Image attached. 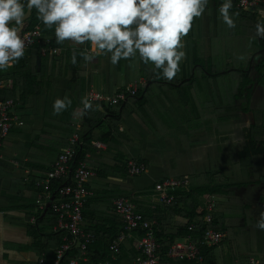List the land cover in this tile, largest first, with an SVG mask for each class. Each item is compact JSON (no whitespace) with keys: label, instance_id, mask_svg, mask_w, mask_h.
I'll return each mask as SVG.
<instances>
[{"label":"crops","instance_id":"1","mask_svg":"<svg viewBox=\"0 0 264 264\" xmlns=\"http://www.w3.org/2000/svg\"><path fill=\"white\" fill-rule=\"evenodd\" d=\"M219 4L220 0H209L203 16L194 19L191 31L186 37L182 38L185 43L184 51L186 54L188 51H194V49L200 47L210 57V54L214 50H218L216 46L230 44V40L228 39L230 35H233L235 32H242L241 29L240 31L237 30L240 26L242 29H245L242 25H239L237 28L229 29L231 32L223 31L225 28L221 22L222 19L218 18ZM258 9H264V0L259 7L248 12L256 15V23L258 21L264 22V17L258 15ZM216 19H218L217 31L211 34L207 31L206 25L209 23L210 27L213 28ZM251 30L256 32L255 26H252ZM42 40H45V38ZM47 41L50 43V40ZM262 42L264 43V40L256 38V47L258 49L256 52L258 55L256 61L258 58H261L259 63L256 64V67L264 61ZM259 44H262L261 48H259ZM70 46L72 51L75 50L76 52L85 49V45L70 43ZM89 54L92 53L89 51ZM53 56L54 54L47 56L42 54V58L36 53L33 47L26 51L24 57L32 62L34 61L35 64L29 66L30 72L35 74V71L39 73L44 71L45 85H43L45 87L43 89H36L35 91L32 88L28 89V97L23 102L19 101V105L16 108V114L22 122V125L14 127L9 137L0 146V264H38L41 256L45 254L42 252L43 247L41 246V242L53 240L54 243L56 241L54 234H57L55 232L57 224H51L54 222V216L49 215L50 211L53 213L51 209L53 201L51 200L42 205L39 203L41 192L37 193L36 185L32 184L31 176H34V173H31L27 168L30 160L27 153H25L26 150L18 147L19 144L27 142L26 138L28 136L40 135L41 132L34 130L36 123L34 121L40 114L50 112L49 110L52 109V104L56 99L54 91L56 83L54 79L60 77L53 74ZM132 60L135 61L132 63V67L136 71L132 70L134 76L131 78L133 81L129 85L139 81L145 83L147 86V80L142 78L139 73L141 61L138 57ZM12 68L1 72L0 76L3 75L6 77L7 74L11 73ZM84 70L87 74L88 86L83 94L82 100H87V94L92 88L111 95V86L108 84L111 79L108 57H104L103 55L95 56L93 61H86ZM189 72V69L185 70L181 67V71L177 74V77H184ZM194 72L196 73V70H193ZM198 76L200 82L202 81V77L204 82L203 85H200V90L193 84L187 86L188 91L193 93L196 103L190 101L189 107H191V110L189 113L181 108L180 105L176 106L179 109V116L168 119L170 123H175V126H182V124L189 126L188 136L186 137L185 133H183L186 143L183 146L178 145V157H176L177 159H172L170 163L171 168H169L170 172L167 171L168 167H166L165 162L157 159L154 168L157 171L158 181L151 187L144 188L141 185H136L134 180L132 181L133 192L130 194L131 200L134 198L142 202L144 205L141 203L140 207L147 208L148 210L150 204L152 205H150L152 210H157L159 206H169L156 201L155 186L163 182L161 180L164 178H187L189 180L188 186L178 190L174 194L175 200L172 204H176L170 207L172 209L170 210L168 207H164L165 209L160 210L158 213L157 220H152L159 226L157 235L164 234V232L165 234L176 235L186 226L189 218L196 216L198 211H202L200 209L203 207L208 211V208L214 205L213 212H215L216 207L218 209L220 204L223 206L230 204V208L226 210L228 213L224 214L223 220L228 225V231L224 233V241L215 249L217 263L248 264L252 259L260 260L264 263V231L255 227L260 218V213L264 212V176L262 174L264 166L260 163L258 164L259 159L255 157L256 149H252L251 154H249L247 153L248 151H244V147L240 148L236 135V124L240 122L242 132H244V142L246 143L247 129L250 124L254 123L253 113L242 115L234 122L235 148H225L220 145V140L216 136L215 130L218 122L224 120H221L219 117L225 118L233 116L234 113H227L228 102L217 101L215 104L219 106L220 112L218 116H213V87L207 84L205 73L199 72ZM70 84L71 89L67 92V97L72 95L77 99L78 97L75 95L76 88L71 83V80ZM122 84L125 86L126 82L123 81ZM16 87L19 94L25 91L20 83L17 86L15 82L13 88H8L6 82L2 90L16 92ZM174 88L173 83L156 87V95L153 100L157 104V118L161 117L160 110L162 111V108H164V105L161 104L163 100L160 99L158 93L164 91L166 95L167 91L174 90ZM220 88L221 92H225L228 91L229 87L220 86ZM119 89V87L114 86L113 93H116ZM260 89H264V87H257L254 94L256 93L257 95L259 91H263ZM40 90L42 92H39ZM37 94H41V96L36 97ZM174 95H176L175 91ZM262 98L264 99V95L261 96V100ZM39 100L40 104L38 106L37 102ZM80 108L76 110L73 116L76 126H79L83 120V116H81L83 104ZM251 109L253 112L260 111V105L256 103V110H254L251 104ZM227 123L224 121L223 125L225 124L227 126ZM224 130L227 129H221V131ZM256 138L258 141H261L259 136ZM107 150L108 147L106 150L101 151ZM128 152L131 153V150H128ZM34 154L36 153L33 152L31 154V159H35ZM14 162L18 163V165ZM87 163L99 169L98 175L87 183L88 188L93 192V196L89 201L94 203L89 213L97 215L103 223L106 219L109 223L108 227H113L110 226L113 212L111 208L113 207V200L117 197V194H115L117 189L107 182V180H100V168L98 165L90 164L88 161ZM16 171L20 173L18 174ZM240 177L245 178V181H242V183L241 181L240 183H233V180ZM16 179H25L28 184H9L10 181ZM109 180L125 185L130 182L129 180L112 176L109 177ZM32 185H35L34 188ZM118 189L121 190V187H118ZM179 193L197 195H193L191 198L177 199V194ZM132 202L136 210H138V205L134 201ZM49 203H51V207L46 214L45 210ZM110 204H112V207ZM30 206L34 208H30ZM197 209L199 210L197 211ZM222 209L219 210L222 212L224 211ZM194 221V223H199L198 220ZM85 223L86 228L89 229L90 224L86 221ZM101 233L105 235L102 231ZM134 237L135 234L122 243L118 255L114 254L111 250L110 258L107 261L113 264H136L137 258L135 259L133 255V247L130 243V240H133ZM172 262V264H186L179 260H173Z\"/></svg>","mask_w":264,"mask_h":264},{"label":"trees","instance_id":"2","mask_svg":"<svg viewBox=\"0 0 264 264\" xmlns=\"http://www.w3.org/2000/svg\"><path fill=\"white\" fill-rule=\"evenodd\" d=\"M232 5L233 6L230 9V12L238 13L236 17L241 16L244 19L249 17L248 19L253 20L256 25V15L245 12L239 8L238 0H232ZM36 15V11L33 10L32 17L27 21L21 35L23 36L35 30L37 27H41L45 40H42L40 43H36L33 48L40 57H42L43 49L53 48L58 50V53L52 57L53 74L60 78L70 79L71 83L74 84V87L76 88L75 95L78 98L76 99L72 95L68 96L72 101L71 107L58 115L57 120H54L51 126H49L46 121V125L42 129L38 138L35 140V143L30 141L18 145V147H22V149L26 150L25 153H27L30 160L27 168L31 171V173H34V176H31L32 184H36L39 180V178L35 177L36 174L48 176L51 173V163H55L61 154L70 146V138L74 134H78L81 138L76 166H78L81 162L87 161L90 164L98 165L100 168V180H107V182L115 186L117 189V192H115L117 197L127 195V197H129L133 192L132 181L135 177H132L129 174L127 165L128 161L131 159L142 162L146 165L148 170L151 167H154L157 163V159H161L165 162L166 167H168L167 171L170 172L169 168H171L170 163L172 159H177L176 157H178V145L183 146V144L186 143L183 133H185L186 137L188 136L187 132L189 126L183 124L182 126H175V123H170L168 119L177 118L179 116V109L176 106L180 105L181 108L189 113L191 110V107H189L190 101L196 103L193 93L188 91L187 86L193 84L199 88L198 90H200V85H203L204 82L203 77L200 82V78L198 76L199 73L197 72L205 73L207 84L213 87L212 100L215 103L217 101L228 102L227 113H234L233 116L225 118L219 117L221 120L228 122L227 126H225V124L223 125L224 121H219L216 125L215 134L220 140V145L225 148L236 147L234 122L242 115L252 112L254 123L250 124L247 129L244 151H248L247 153L251 154V150L256 149L255 157L259 159L258 164L260 163L264 166V111L253 112L251 109V100L254 91L257 87H264V61L255 68H234L220 71L216 67L217 63L215 58L211 57V54L210 57L207 56L204 49L198 47L194 49V51L190 50L187 52L186 61L183 65H181L183 69L190 70L188 75L184 77H176L171 82L163 79L162 75L158 71H154L151 65H144L141 62V65L139 66V73L142 78L147 80V86L145 85V87H143L142 83L138 81V78V82L132 84L138 85L139 88L135 97H129L126 102L116 108L92 104L93 109L87 111L83 115L81 124L76 126L73 116L76 110L82 107L83 94L88 86L87 74L84 70L86 61L80 55H77V63L73 64V51L70 46V42L66 41L64 44L58 45L55 41L54 32L45 29L41 22L36 18ZM47 40H50V43H48ZM262 44L264 49V43L262 42ZM89 51V45L86 44L85 49L80 51L78 50L77 53ZM103 56L107 57L105 55ZM133 62L135 61L131 59L122 60L116 66L110 64L109 72L111 79L108 84L111 86V95H115L119 92H125L130 86L129 84L133 81L131 78L134 76L132 74V70H134L132 67ZM31 64L33 65L34 61L32 62L31 60L23 57L13 66L10 74H7L6 77L3 75L0 76V79L3 82V86L0 87V97L5 99H15L18 102L17 105H19V101L23 102L28 97L29 88H32L33 91H35L36 89H43L45 87L44 71L41 73L35 71V74H32L29 70V66ZM193 70H196V73H193ZM10 79L14 80L17 86L20 83L25 91L19 94L17 87L15 91L18 94L16 92L2 90L4 84ZM123 81L126 82L125 86L122 84ZM172 83L175 86L174 90L171 89V91H167L166 95L164 91L162 93H158L160 99L163 100L161 104L164 105V108H162V111L160 110L161 117L157 118V104L153 100L156 95L155 89L156 87H162L163 85ZM232 83L236 86L233 90L230 88ZM114 86L120 88L116 93H113ZM220 86L229 87L228 91L221 92ZM174 91L176 92V95H174ZM39 92H42V90ZM40 96L41 94H37L36 97ZM215 103L213 104L212 112L213 116H218L220 108ZM223 128L227 130L221 131ZM258 136L261 138V141L257 140L256 137ZM96 142L104 143L108 147V150H98L95 147ZM128 150H131V153H129ZM33 152L36 153L34 154L35 159H31V154H33ZM262 174L264 176V171H262ZM110 176L118 177L123 180H129L130 182L126 185L119 184L118 182L109 180ZM165 179L167 178H164L161 181H164ZM240 181L242 183V181H245V178H237L233 180V183H240ZM68 183L69 182L66 180L53 181L51 185L52 194H56L62 186ZM9 184L28 183L25 179H16L10 181ZM34 186L35 185H32L33 188ZM35 187L37 193L43 192V189H40L37 186ZM118 187H121V190H119ZM198 194L200 195L199 192ZM193 195L195 196L197 194L179 193L177 194V199L191 198ZM132 201L138 205L137 212L140 213L147 221L157 220L160 210L165 209L164 207H168L171 210L172 208L170 207L176 204L174 203L169 206H159L157 210H152V205L150 204L151 206L149 205L148 210L147 208L145 209L144 207H140L142 202H139L134 198H132ZM93 204V202L89 201L84 209V219L90 224L88 231L94 235V242L89 246V259L86 264H100L107 261L111 255L112 242L118 239V237L125 232L123 218L117 213L114 204L113 207L112 204H110L112 207L111 209H113L110 226L113 227H108L109 223L106 219L103 223L97 215L89 213V211L93 208ZM30 208L34 207L30 206ZM221 208H223L222 210L224 211L221 212L219 210ZM228 208H230V204L224 206L220 204L218 209L216 207L215 212H213V223L210 225L204 223V219L209 212L204 207L200 209L202 210L200 212L198 211L199 209H197L198 214L190 217L186 226L183 227L176 235L165 234V232L164 234H158L157 239L162 247L161 251L163 259L167 260L170 248H172L177 241L191 235L189 227L195 222L194 220L199 221L197 224V232L192 233L195 237L203 238L205 232L209 229H214L223 233L227 232L228 225H226L223 220L224 214L228 213L226 211ZM49 215L54 216V222L51 224L56 225V215H54L51 211L49 212ZM101 231L105 235H103ZM134 234L135 237L133 240H130V243L133 247V255L136 259L141 255V251L137 250V248H139V241L145 235V232L138 230L135 231ZM54 237H56V241L54 243L53 240L41 242V246L43 247L42 252L48 256L49 260L54 258V251L61 247L64 234L57 233L54 234ZM216 247L205 246L201 248L205 259L204 263H183L218 264L215 254ZM78 255V251L69 253L63 264H68L72 258L77 257ZM172 263L173 262L171 261V264Z\"/></svg>","mask_w":264,"mask_h":264},{"label":"clouds","instance_id":"3","mask_svg":"<svg viewBox=\"0 0 264 264\" xmlns=\"http://www.w3.org/2000/svg\"><path fill=\"white\" fill-rule=\"evenodd\" d=\"M208 3L209 0H0V72L25 56L30 41L21 33L35 10L44 28L54 32L58 45L66 41L89 45L92 54L73 51V64L77 63V55L87 62L105 55L113 66L138 57L171 82L187 58L182 38L191 31L194 19L203 16ZM232 6V0H220L218 7V18L229 29L236 27L234 16L238 15L230 12ZM257 11L264 17V9ZM255 30V38L264 40V22L258 21ZM71 104L67 96L55 99L53 114L60 115ZM82 104L81 116L93 109L88 100H82ZM255 227L264 231V212Z\"/></svg>","mask_w":264,"mask_h":264},{"label":"built area","instance_id":"4","mask_svg":"<svg viewBox=\"0 0 264 264\" xmlns=\"http://www.w3.org/2000/svg\"><path fill=\"white\" fill-rule=\"evenodd\" d=\"M263 0H238V6L245 12L255 10ZM30 41L27 44V50H30L40 43L44 38L41 27L23 35ZM49 43V41H48ZM58 50L53 48L43 49L42 54L55 55ZM1 74V72H0ZM8 88H13V80L7 82ZM3 82L0 79V87ZM145 87V83H142ZM139 88L138 85H130L125 92H119L115 95L100 92L94 88L87 94V100L92 104L105 105L107 107H119L126 102L129 97H135ZM17 102L15 99H0V146L9 137L11 131L16 126H21L22 122L16 114ZM81 144V138L74 134L70 138V146L61 154L59 159L52 164L51 173L47 175L35 176L39 178L36 186L43 189L39 203H52V211L57 217V226L55 232L63 233V243L61 247L54 251V258L48 259L43 254L38 264H63L67 255L73 251H78L79 255L72 258L68 264H86L89 259V246L94 242V235L86 228L84 219V209L86 204L93 196V192L88 189L87 183L98 175L99 169L90 166L87 162H81L76 166L78 159V148ZM95 147L98 150H106L107 146L101 142H96ZM16 165L18 163L14 162ZM128 172L132 177L141 176L147 172L146 165L135 160L128 161ZM29 174V172H27ZM55 180H66L69 182L62 186L56 194H52L51 185ZM189 184L187 178L175 179L168 178L155 186L156 201L163 205H170L174 202V194ZM117 213L123 218L125 232L113 241L111 250L114 254H119V249L135 231L142 230L145 235L139 241L138 250L141 255L136 259V264H171L173 260H183V262L204 263L205 259L202 253V247L219 246L225 239V234L214 229L205 232L203 238L195 237L192 233L197 232V223H192L189 227L190 234L186 238L177 241L167 256V260L162 257L161 245L157 239L159 226L156 222L147 221L137 212L135 205L130 197L119 196L113 200ZM214 205L208 208L209 214L205 217L204 223L210 225L213 223ZM100 264H112L105 261ZM248 264H264L260 260H250Z\"/></svg>","mask_w":264,"mask_h":264},{"label":"rangeland","instance_id":"5","mask_svg":"<svg viewBox=\"0 0 264 264\" xmlns=\"http://www.w3.org/2000/svg\"><path fill=\"white\" fill-rule=\"evenodd\" d=\"M236 27L239 25H242L245 29H242L241 26L237 29L241 33H234L233 35H230L228 38L230 40V44H225L221 46H216L218 50H214L211 53V57L215 58L217 63V69L220 71L230 70V69H247V67L255 68L256 64L259 63V60L261 58H258L256 61L257 55V47H256V32L251 30V27L255 25V22L253 20L243 19L241 16L236 17L234 16ZM222 22V20H221ZM223 23V22H222ZM218 25V19L215 20V24L213 25V28L210 27L209 23L206 25L207 31H209L211 34L216 33L217 26ZM224 30L223 31H229V28L227 25L223 23ZM262 47V44H259V48ZM243 57V59H241ZM222 62H221V61ZM220 64V65H218ZM199 73V72H198ZM202 73V72H201ZM54 82L56 83L55 86V98L57 97L63 99L65 96H67V92L71 89V84L69 79H61L56 78L54 79ZM231 90L235 89L236 86L234 83L230 86ZM263 91H259L256 95V93L253 95L252 98V108L256 110V103L260 105V111H264V99L261 96L264 95V89H260ZM228 95V94H227ZM215 102L213 101V104ZM38 106L40 104V100L37 102ZM81 110V109H80ZM50 112H44L43 114H40L36 117V120L34 122V130H38V132H42V129L46 125V121L51 126V124L54 122V120H57L58 115L53 114V110L50 109ZM53 116V117H51ZM241 123L237 122L236 124V135H237V141L238 144H240V148H243L245 145L244 142V132H242L241 129ZM53 130V129H52ZM36 135H31L26 138L27 142L32 141V143H35V140L37 138ZM18 174L19 171H16ZM158 175L157 171L154 167H151L148 172L144 173L141 176L135 177L134 182L136 185H141L144 188L151 187L156 181H158Z\"/></svg>","mask_w":264,"mask_h":264},{"label":"water","instance_id":"6","mask_svg":"<svg viewBox=\"0 0 264 264\" xmlns=\"http://www.w3.org/2000/svg\"><path fill=\"white\" fill-rule=\"evenodd\" d=\"M32 14H33V12H32ZM32 14H29V15H30L29 19L32 17ZM29 19H28V20H29ZM54 200H55V196L52 198V201H54ZM50 207H51V203H49V204L47 205V208H46V210H45V213H46V214L48 213Z\"/></svg>","mask_w":264,"mask_h":264}]
</instances>
